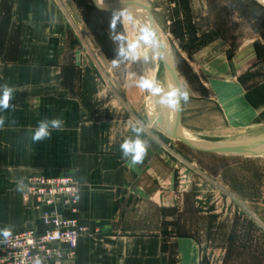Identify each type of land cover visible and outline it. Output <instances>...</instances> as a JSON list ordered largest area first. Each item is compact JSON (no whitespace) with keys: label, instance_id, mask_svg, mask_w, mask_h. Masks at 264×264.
<instances>
[{"label":"crops","instance_id":"1","mask_svg":"<svg viewBox=\"0 0 264 264\" xmlns=\"http://www.w3.org/2000/svg\"><path fill=\"white\" fill-rule=\"evenodd\" d=\"M75 32L51 0H0V84L17 89L10 101L15 110L0 113L8 118L0 128V228L11 224L13 234L42 233V211L23 201L15 181L69 175L80 185V218L87 233L74 258L63 264H203L205 257L212 264L215 254L222 263L223 250L204 252L191 234H178L170 223L168 230L161 229L166 210H176V199L160 182L150 188L136 181L139 165L130 167L121 158L119 145L132 135L133 122L114 108L109 77L82 53ZM258 41L243 40L225 62L223 79L214 81L215 101L223 104L226 120L255 121L264 106V84L251 82L264 63ZM56 117L65 121L64 130L29 150V129Z\"/></svg>","mask_w":264,"mask_h":264},{"label":"rangeland","instance_id":"2","mask_svg":"<svg viewBox=\"0 0 264 264\" xmlns=\"http://www.w3.org/2000/svg\"><path fill=\"white\" fill-rule=\"evenodd\" d=\"M104 1V8H109L128 0ZM134 1L142 9L134 13L142 20L144 15L153 20L166 45L165 57L155 59L153 69L143 61L133 63L127 71L124 66L111 67L116 53L109 25L118 9L103 10L96 0H51L59 18L75 28L82 53L109 77L114 108L127 113L130 122L143 121L149 135L157 138L134 179L150 184V188L160 182L165 193L176 199V210H166L161 229L168 230L170 223V229L175 228L178 234H191L204 252L223 250L222 263L218 261L221 255L215 254L212 264H264V106L255 121L232 116L226 120L220 107L223 104L215 101L213 93L214 81L223 79L225 62L232 59L243 40L260 38L255 45L264 53V5L258 2L262 0ZM117 30L135 37L131 25H118ZM168 69L178 85L190 92L189 102L178 113L155 105L147 93L135 87L142 73L165 85L173 84ZM258 72L252 84H264V63ZM170 118L174 121L171 127ZM179 127L200 146L245 154L196 150L192 147L197 145L191 147L168 135L172 130L183 138L177 132ZM252 150L259 152L250 154ZM203 264H211L208 257Z\"/></svg>","mask_w":264,"mask_h":264},{"label":"clouds","instance_id":"3","mask_svg":"<svg viewBox=\"0 0 264 264\" xmlns=\"http://www.w3.org/2000/svg\"><path fill=\"white\" fill-rule=\"evenodd\" d=\"M96 4L100 8H104V0H96ZM55 18H53L54 20ZM128 24L136 29L134 38H130L125 31H118L117 26ZM109 38L115 45V58L110 60L113 69H120L124 66L125 70L135 62L143 61L145 64L153 59L164 58L165 43L160 35V29L156 23L147 19L138 20L127 9L116 10L112 13L109 25ZM135 87L141 92L147 93L153 103L161 108H166L173 113L183 110V105L187 104L190 99V92L186 86L178 84H168L153 78L150 75L142 73L135 80ZM17 89L5 82L0 84V113H6L9 109L15 110L16 106L10 101L14 98ZM8 118L0 115V128L5 126ZM15 125L16 121H9ZM65 121L62 118H44L38 121L34 129H29V150L32 144L42 143L50 140L54 131H63ZM132 135L125 137L119 145L121 158L130 166H137L144 163L148 155L152 142L156 141V137L150 136L147 126L143 121L137 120L130 126ZM27 189V185L23 178L15 181V190L23 193ZM79 200V196H77ZM14 225H5L0 228V245L11 246L13 238ZM31 264H42L40 257L33 258Z\"/></svg>","mask_w":264,"mask_h":264},{"label":"built area","instance_id":"4","mask_svg":"<svg viewBox=\"0 0 264 264\" xmlns=\"http://www.w3.org/2000/svg\"><path fill=\"white\" fill-rule=\"evenodd\" d=\"M24 202L41 210L45 230L28 229L13 234L12 245H0V264H31L40 257L42 264H63L74 258L79 239L87 233L79 211V182L72 176H29ZM65 248V250H64Z\"/></svg>","mask_w":264,"mask_h":264},{"label":"water","instance_id":"5","mask_svg":"<svg viewBox=\"0 0 264 264\" xmlns=\"http://www.w3.org/2000/svg\"><path fill=\"white\" fill-rule=\"evenodd\" d=\"M147 5V8H149L148 4ZM100 8V7H99ZM122 9L123 7L122 6H114V7H109V8H101L103 10H110V9ZM169 70V69H168ZM169 75H170V78L172 80V83L173 84H178V81H177V78L175 76V74L169 70ZM160 121V120H159ZM168 135L176 138L177 140H180L186 144H188L189 146L192 147V142L191 141H188L184 138H181V137H177L173 134L172 130L171 131H168ZM192 148H195L196 150H199V151H206V152H213V153H218V154H228V155H241V154H245V152H240V151H233V150H230V149H227V148H223V147H219V148H207V147H203V146H200V148H198L197 146H193ZM259 152L258 150H252L250 151L249 153L250 154H254V153H257Z\"/></svg>","mask_w":264,"mask_h":264},{"label":"bare ground","instance_id":"6","mask_svg":"<svg viewBox=\"0 0 264 264\" xmlns=\"http://www.w3.org/2000/svg\"><path fill=\"white\" fill-rule=\"evenodd\" d=\"M105 2V1H104ZM114 6H122L124 9H127L128 11H130L138 20H141V21H144V20H147V19H149L146 15H144V17H143V20L141 19V17L140 16H138L136 13H134V12H142V9L135 3V1L134 0H128V1H122V2H119V3H117L116 5H114ZM142 16V15H141ZM125 28V27H124ZM134 30H135V35L137 34L136 33V29L134 28ZM165 39V38H164ZM166 49V48H165ZM164 49V50H165ZM165 53H166V51H165ZM158 59V61H159V59L160 58H157ZM156 59V60H157ZM155 59H153V60H151L148 64H150L151 66H152V69L154 68V61ZM166 114V113H165ZM174 124V121H172V118H170V124H169V126L171 127L172 125ZM177 128V127H176ZM178 131L177 132H179V134L184 138V139H186V140H188V141H191L192 143V145H197V141H196V139L191 135V134H189V133H187V132H185V131H183V130H181V129H177ZM179 136V135H178ZM208 148H211V147H209L208 146ZM258 155H260V154H258Z\"/></svg>","mask_w":264,"mask_h":264}]
</instances>
